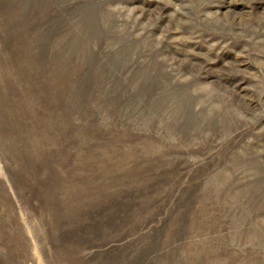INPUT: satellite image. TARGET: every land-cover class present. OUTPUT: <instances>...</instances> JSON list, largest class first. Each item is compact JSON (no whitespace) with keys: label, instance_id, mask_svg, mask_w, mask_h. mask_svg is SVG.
<instances>
[{"label":"rangeland","instance_id":"1","mask_svg":"<svg viewBox=\"0 0 264 264\" xmlns=\"http://www.w3.org/2000/svg\"><path fill=\"white\" fill-rule=\"evenodd\" d=\"M0 264H264V0H0Z\"/></svg>","mask_w":264,"mask_h":264}]
</instances>
